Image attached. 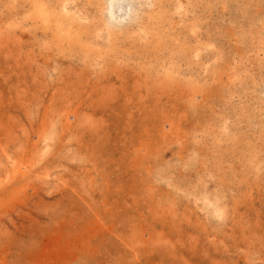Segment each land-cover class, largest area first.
<instances>
[{"label":"rangeland","instance_id":"obj_1","mask_svg":"<svg viewBox=\"0 0 264 264\" xmlns=\"http://www.w3.org/2000/svg\"><path fill=\"white\" fill-rule=\"evenodd\" d=\"M0 264H264V0H0Z\"/></svg>","mask_w":264,"mask_h":264}]
</instances>
